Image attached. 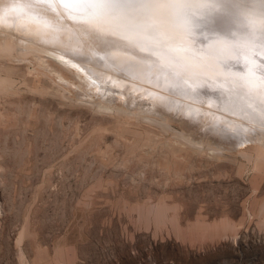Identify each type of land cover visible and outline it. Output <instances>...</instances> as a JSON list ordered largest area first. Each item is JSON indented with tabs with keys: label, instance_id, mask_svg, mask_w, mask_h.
Masks as SVG:
<instances>
[{
	"label": "rangeland",
	"instance_id": "374dc122",
	"mask_svg": "<svg viewBox=\"0 0 264 264\" xmlns=\"http://www.w3.org/2000/svg\"><path fill=\"white\" fill-rule=\"evenodd\" d=\"M150 1L154 3L136 0L142 6ZM205 1L188 0L184 7L208 11L211 20L200 12L201 17L185 13L183 20L168 18L181 25L163 21L168 27L164 34L146 26L149 39L164 40L149 43L171 54L172 60L174 54L179 57L173 66L151 61L138 76L140 83L122 78L129 86L119 89L114 84L122 80H114L115 95L124 97L108 104H100L99 94L82 88L59 61L48 59L53 71L69 81L41 61H25L17 51L8 52L5 46L13 39L0 30V264H264V158L255 163L253 151L255 160H248L236 151V141L219 138L205 127L222 124L228 131L237 122H249V113L244 114L248 109L263 124L251 129L255 121L247 123L248 131L264 130V100L259 110L249 102L254 94L246 93L245 98L234 93L242 90L234 80L232 90L227 88L230 75L216 72L207 82L176 66L203 67L208 60L215 67L264 70L260 35L245 42L233 31L221 33L227 37L212 38L211 47L204 36L241 22H261L252 12L243 16L244 21L228 18L218 11L227 5L230 9L228 2ZM123 4L133 7L127 0ZM27 9L31 13H23L39 25L29 28L43 39L49 36L42 24L48 21L41 17L44 13L34 6ZM140 20L152 19L146 11ZM170 73L185 96L179 98L170 81L161 90L170 88L169 98L178 107L185 106L180 99L192 102L189 93H202L194 103L205 119L193 121L176 115L179 108L159 106L150 82L157 86V79H173ZM246 77L251 82L252 74ZM196 79L199 84L193 83ZM155 102L162 114L151 121L139 113L140 107L145 110ZM204 224L214 230L208 240L197 236ZM225 224H230L227 231L222 230Z\"/></svg>",
	"mask_w": 264,
	"mask_h": 264
},
{
	"label": "bare ground",
	"instance_id": "6f19581e",
	"mask_svg": "<svg viewBox=\"0 0 264 264\" xmlns=\"http://www.w3.org/2000/svg\"><path fill=\"white\" fill-rule=\"evenodd\" d=\"M17 1L19 2V4L16 5L14 4L13 0H6V1L0 0V22L4 21L5 19L4 13L7 12L8 16L10 17V21H9L10 23H11V19H15L16 21L21 23V26H18L16 28H12V27L0 28L1 32L6 34L5 36L11 37L13 39L6 44L5 49L10 53L17 51L22 57L21 59L25 61H32V62L33 60L41 61L44 67L46 68L50 67V69H52V66L49 64L48 61L49 58L50 59L52 58V60L55 59L59 61L66 68H68L71 71V73L74 74L75 76L74 79H78L82 88L91 91L96 95L99 94L98 102L99 103L101 102L100 104H102V102H106V104H108V103L121 101L122 97H124V94H121L120 96H116L115 95L116 91L114 90V88L123 89L125 86L128 87L129 85L126 84L127 81L123 82V80L126 79L140 83L141 80H139L138 76L140 75L143 76V73L146 72V69L150 65L151 61L157 59L168 62L170 65L172 64L175 65L176 59L179 57V55L177 54L172 55L174 56V59L172 60L171 54L166 55V53H164L165 51L159 49L157 45L153 43H149L150 42L149 40H154V39L158 41L159 40L164 41V40L163 38H157V37H152V39H149L147 35L148 33H146V26L148 27L151 26L152 28L159 29L160 33L164 34L165 32H168L167 30L168 27L165 25L163 21L165 22L168 21L169 20L168 18L183 20V17H185L184 16L185 13H186L185 15H188V13L190 14L195 13L196 16L201 17L203 15L202 14L198 15L197 13L200 12L206 15V19L211 20V17L209 18L208 16L209 13L208 11L195 10L194 7L185 8L184 4L188 0H185L184 2L183 0H160V2H158V0L157 2L154 0V3L153 1H150V3L148 2L149 5H145V6L144 5L142 6V2L139 3L140 0L138 3L136 2V0H127L129 6L130 4L133 5V7L130 6L131 8L129 7L128 9H126L127 5L123 4L126 0H86V1L85 0H17ZM190 1L197 2V0H190ZM199 1L206 2L205 0L202 1L199 0ZM221 1L228 2L230 4L229 6L230 9L228 8L227 4H225L227 5L226 8L223 9L218 8V11H223L224 13H227L226 15H228L227 16L228 18H236V20L237 19L241 20L243 16H245L246 14H250V12H252L260 19L261 23H258V25L256 23L254 25L252 24L246 25L244 22H241V23H237V25L234 24L235 27L226 29L224 32L205 34L204 36L206 38L207 45L211 47L212 38L213 39L223 38L224 35H227L221 33H228L233 31L237 33L238 37L240 38L239 40H244L245 42L254 41V39H247V38H253L255 36L259 37L260 35L261 37H263V41L261 42V44L263 45L260 46H262V49L264 50V26L262 25L264 23V0H221ZM79 4L86 6V9L85 7L84 9L81 8ZM174 4H177V6H175ZM192 4L194 5V3ZM31 6L36 7L37 9H39L41 12L44 13L43 16L40 15L41 17H44V19L48 18L47 19L48 21L42 23L43 27H45L44 29L49 35L46 36V38L44 39L41 38L40 35H38L40 34V32L34 33L31 26L29 28V24L35 26L38 25L34 19H33L34 21L31 20V18L33 17H30L29 15L23 13L24 10L26 11L30 10L27 8ZM212 7L213 9H210V11L212 12L214 9H217L214 6ZM87 8L90 10H94L95 13L99 12V15L101 14L103 17L101 19L97 18L95 14L86 11ZM31 10L29 13H31ZM146 11L152 20H140V17H142V14ZM35 13L37 14V12ZM16 14H18V16H16ZM108 14L112 18L108 17L109 16ZM236 14L240 16H236ZM213 15L216 17L217 13L213 12ZM67 16L70 17V19L72 21L74 20L75 22L73 21L72 23L71 21H68ZM213 19L214 18H212V20ZM176 20H170L168 22L175 26L181 25V23ZM244 20L245 19L243 18V21ZM129 23L134 24L136 26L131 27ZM173 25L171 26V28H174ZM117 31L128 32L129 35H119L116 33ZM11 32L13 33V35H9ZM134 39L139 41L137 42ZM181 43L183 42L181 41ZM174 46L179 48V44L177 45L175 43ZM158 50L160 52H158ZM1 51H3V49L0 47V52ZM219 56L221 57V55ZM262 56L264 57V51ZM216 58L217 56L213 59V62H215ZM206 62H202L203 64L200 65L203 67H185L183 65H176V66L177 68H181L182 70H185V72L188 71L192 73L194 76L199 78V80L202 79L207 82L209 81L211 75L216 72L219 74L221 73V75L222 74L230 75L228 77L230 79L228 82L225 81L228 78L227 79L224 78L225 80L222 79V81L220 79V81L223 82L224 80L225 81L224 83L227 82L226 84L227 88H231L230 90H232V86L230 85V83L232 80H234V82L233 81L232 82L235 83L236 86H239L240 89H242L239 91L238 88V90L236 89L234 93L236 94L238 93L237 94L238 96L244 95L246 96L245 98L249 97L248 95H246V93L251 95L254 94L253 96L249 97L250 99L249 102L255 103L256 106L253 105V107L255 106L256 108H259L260 100H264V70L259 71L258 69L259 66H257L255 63L254 64L257 66L255 69L250 67L248 70L246 69L242 70V69H236L234 67H226V66L215 67V65L210 66V62L208 60ZM78 64L81 67H78ZM204 64L206 65L208 64V65L204 67ZM53 69L52 71L51 70L50 71L56 72L61 80L69 81L65 77V75L58 72L57 70L53 71ZM251 69L253 71H251ZM232 70H236V71H232ZM122 71H125L127 75L122 73ZM174 71L176 72V69ZM243 73H245V76L241 75ZM249 74H252V77L249 78L250 80L251 79L252 80L251 82L250 81L246 82L247 80L246 76ZM130 75H132L135 78L134 79L129 78L131 77ZM189 76L190 78L192 77L191 75ZM219 77L221 78V76ZM122 78L124 79L122 80ZM175 78L174 76L173 79H170V77L166 79L165 77L163 78L164 81H162L161 79H157L158 83L156 84L159 87L155 86L152 82H150L152 88H154L157 91V92L155 91L153 92L156 93L157 96H159L157 99L155 97L156 101L161 102L159 106H163L164 108H168L170 110L172 109L173 111H175L176 108H179L178 110H176L177 113L176 115L182 114L184 116H188L193 121L194 120L201 121L203 116L205 119V115H203V109H200L199 105L194 103V102L198 103L196 99L200 98V95L202 93L195 94L193 92L189 93V91H187L190 94L189 98L191 99L192 102H185L182 99H180V102L184 103L185 106L178 107L177 106L178 104L176 105L175 103L176 101L174 100L175 101L174 102L172 98H169V94L171 93L173 94L172 90L170 88H168L165 91L161 90L162 89L160 88L161 85L163 83L168 85L169 81H170L169 85H171L172 87H176L178 89L177 86L180 84V82L179 80L177 81ZM119 79L122 80L121 83L114 84V88L111 87L112 82L114 80L116 82H120ZM192 79L195 80V77L194 78L192 77ZM217 81H219V79ZM193 83L199 84L198 80L193 81ZM202 91L203 90H201V92ZM182 92L183 91L179 88L178 91H175L174 93L180 95L181 97L179 98H182L183 96H185V94H183ZM230 97L232 96L230 95ZM183 99L185 100V97ZM129 100L130 98L127 97L126 102L128 103V107L131 106V101ZM138 104L139 103L135 102V106ZM157 105L158 104H156V102L149 106L147 105L146 106L147 108L145 107V110H141L140 107L141 112L139 113L144 117H146L148 120L154 121L157 118V114H162L160 109H156L159 107V106L157 107ZM229 109L228 112H230ZM245 111L246 112L244 114L247 115V112L249 113V117L244 116L246 119L249 120V122L246 123L237 122V124L234 123L235 125L230 126L228 131H227L228 128L223 129L224 126H222V124L219 125L218 128H214V129L212 127H209L208 124H206L205 127H207L208 131L213 132L214 135L218 136L219 138H226L228 140L233 139V141H236V143L238 144L236 147L234 146L236 148V151H238L241 155L245 156L248 160H251L252 162L255 160L253 151H256L257 154L255 155H257V162L255 163H258L264 158V130L261 128L263 130L262 131L260 128H257L258 129L257 132L253 134L250 131H248L250 129L248 128L249 124L247 125V123H250L252 121L254 122L255 120H254V115L251 114V111H249L248 109ZM242 114L243 112L240 113V115ZM237 115L239 114L237 113ZM231 121H235V120H231ZM216 126H218V124ZM250 126L251 129L252 128L256 129L257 126H263V124L260 125L257 120L254 122V124H250ZM255 131L256 130H254V132ZM229 225L227 224L223 225L222 230L227 231L230 228ZM213 233L214 230L212 229L211 225L210 226H206L205 224L200 225L197 229V236H199L203 240L205 239L208 240L209 238H211L213 236Z\"/></svg>",
	"mask_w": 264,
	"mask_h": 264
},
{
	"label": "clouds",
	"instance_id": "9594fccd",
	"mask_svg": "<svg viewBox=\"0 0 264 264\" xmlns=\"http://www.w3.org/2000/svg\"><path fill=\"white\" fill-rule=\"evenodd\" d=\"M81 7H86L84 5H81ZM4 21L0 22V28H9V27H12V28H16L18 26H21V23L16 21L15 19H11V23L9 22L10 21V17L8 16L7 12L4 13Z\"/></svg>",
	"mask_w": 264,
	"mask_h": 264
}]
</instances>
